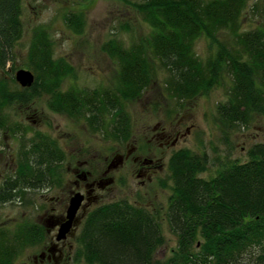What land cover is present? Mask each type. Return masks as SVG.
<instances>
[{"label":"trees","instance_id":"obj_1","mask_svg":"<svg viewBox=\"0 0 264 264\" xmlns=\"http://www.w3.org/2000/svg\"><path fill=\"white\" fill-rule=\"evenodd\" d=\"M22 1L0 0V131L23 142L13 176L0 186V205L19 200L26 190L62 181L58 165L64 154L56 142L40 132L25 139L29 128L13 122L7 112L14 105L27 106L35 97L46 96L50 111L82 118L92 132L104 129L112 140L128 137L131 122L123 105L141 97L156 69L167 73L164 88L178 101L211 90L227 74L231 86L225 103L217 106L224 126L244 125L264 112V30H241L246 0L129 3L149 32L129 46L116 40L102 45L117 66V85L113 90L92 91L61 90L63 81L74 75L73 67L54 57L44 26L32 30L23 64L34 75L33 84L21 88L16 83L13 72L18 57L15 46L23 35ZM63 21L78 34L85 23L81 12L67 13ZM221 31L231 36V44L219 46L209 60L201 61L194 51L195 41L205 37L217 45ZM104 117L111 121L104 122ZM247 158L203 179L205 155L187 149L172 153L167 163L172 193L165 221L176 247L165 264H264V144L250 147ZM160 220L126 199L102 204L84 219L74 259L83 264H163L154 258L165 242ZM43 241L44 231L37 224L0 229V264H15L21 250Z\"/></svg>","mask_w":264,"mask_h":264},{"label":"rangeland","instance_id":"obj_2","mask_svg":"<svg viewBox=\"0 0 264 264\" xmlns=\"http://www.w3.org/2000/svg\"><path fill=\"white\" fill-rule=\"evenodd\" d=\"M132 2L135 0H23L21 15L23 35L15 46L18 56L15 72L20 69L27 70L23 64L26 61L32 30L44 26L52 40L54 57L65 60L73 67L74 75L63 81L62 91L113 90L117 85V66L102 51V45L110 40H116L123 46H129L149 32L147 26L141 24L135 16L129 5ZM70 12H81L84 15L85 23L79 34L69 29L63 21L64 15ZM239 25L241 30L245 31L258 28L264 30V0H246ZM216 39L217 45L205 37L195 41L194 51L201 61L209 60L213 51L219 46L225 47L231 44V36L225 32H219ZM4 77L9 79L8 76ZM166 79L167 73L156 69L147 90L139 99L125 102L124 110L129 116L130 125L134 127L133 131L136 132H139L146 122L152 123V115L160 119L180 118L184 124L190 126L188 137L180 148L207 157L206 169L200 174L201 178L214 177L230 162L247 161L249 148L258 143L264 144V112L253 115L244 125L224 126L220 122L217 106L225 103L231 86V78L227 74H223L222 80L216 87L184 101H178L168 95L164 88ZM149 111L150 120L146 121ZM7 112L13 122L20 121L29 128L25 139L31 138L35 132H40L59 142L66 157L58 168L65 176L68 157L72 154L71 149L81 147L86 152L84 157L98 158L99 155L104 154V149L115 141L105 136L104 129L100 132H92L82 118L75 119L51 112L44 95L33 98L27 106L14 105ZM102 120L105 122L106 118ZM109 121L111 120L106 122ZM109 127L107 126L105 130L109 131ZM21 140L17 136L0 131V186L5 178L13 176L16 170L14 166L11 170H4V165L10 162V159L16 158L19 146L23 143ZM65 176H62L59 186L66 183ZM58 185L26 190L19 200L0 205V229L14 230L25 224L41 225L45 210L54 205L49 198L55 197L58 193L61 195L66 193V186L58 188ZM171 193L172 183L168 173L161 178L150 196V207L159 211L158 221L161 218L162 234L165 239L163 246L156 250L154 258L163 264L167 263L172 250L176 247V239L170 232L168 224L162 219ZM131 194L127 191L126 195L129 197ZM121 195L120 192H116L106 198L103 204L120 200ZM42 243L21 250L15 259V264H33V256L38 253Z\"/></svg>","mask_w":264,"mask_h":264},{"label":"flooded vegetation","instance_id":"obj_3","mask_svg":"<svg viewBox=\"0 0 264 264\" xmlns=\"http://www.w3.org/2000/svg\"><path fill=\"white\" fill-rule=\"evenodd\" d=\"M147 115L145 120L149 121L150 111ZM151 121L152 123L143 124L139 132L133 131L134 127L130 125L128 137L113 141L98 158L84 157L86 152L81 147L71 149L66 176L59 169L60 177L65 176L66 183L58 185V188L65 185L67 190L65 195L58 193L49 198L54 205L45 210V217L39 225L44 231V241L38 253L33 256V264H74L76 238L84 219L90 211L101 206L106 198L116 192L122 194L121 199L144 208L149 215H159L156 208L150 207V196L161 178L167 176L168 159L173 152L182 149L180 146L185 143L190 126L180 118L160 119L152 115ZM51 138L63 152L59 142ZM65 157L64 155L59 165H62ZM15 160L16 158L10 159V162L5 163L4 170L13 169ZM126 190L132 193L129 197ZM74 194L82 196L81 206L65 239L57 241L58 229L66 221V210ZM165 213L166 210L163 212V221Z\"/></svg>","mask_w":264,"mask_h":264},{"label":"water","instance_id":"obj_4","mask_svg":"<svg viewBox=\"0 0 264 264\" xmlns=\"http://www.w3.org/2000/svg\"><path fill=\"white\" fill-rule=\"evenodd\" d=\"M14 79L21 88H29L33 84L34 75L28 70L20 69L14 73ZM81 203L82 196L80 194H74L70 198L66 210V221L58 229L56 236L57 241L65 239L66 235L69 233Z\"/></svg>","mask_w":264,"mask_h":264}]
</instances>
